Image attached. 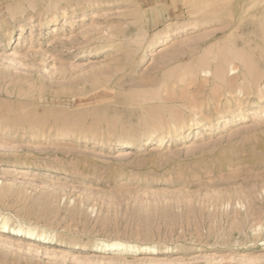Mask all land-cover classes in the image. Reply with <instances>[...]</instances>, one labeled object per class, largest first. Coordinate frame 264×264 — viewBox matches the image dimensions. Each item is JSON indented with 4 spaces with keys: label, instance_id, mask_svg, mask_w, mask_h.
I'll list each match as a JSON object with an SVG mask.
<instances>
[{
    "label": "rangeland",
    "instance_id": "374dc122",
    "mask_svg": "<svg viewBox=\"0 0 264 264\" xmlns=\"http://www.w3.org/2000/svg\"><path fill=\"white\" fill-rule=\"evenodd\" d=\"M249 4L203 19L184 0H0V264H264Z\"/></svg>",
    "mask_w": 264,
    "mask_h": 264
},
{
    "label": "bare ground",
    "instance_id": "6f19581e",
    "mask_svg": "<svg viewBox=\"0 0 264 264\" xmlns=\"http://www.w3.org/2000/svg\"><path fill=\"white\" fill-rule=\"evenodd\" d=\"M184 1H185V5H194V8H190L189 7L190 8L189 9V14L196 16V18H203V19L204 18H213V17H217V16H220V15L226 14L227 12L232 11V8L245 10V9L251 7L249 2H251V3L256 2V3H259V4H264V0H184ZM189 20H191V19H189ZM210 21H212V20H210ZM261 24H262V21H261ZM189 25H188L189 28L196 27L198 25V20H193ZM25 28H26V25L24 23L21 24V30L24 31ZM12 37H13L12 32H10L8 38L6 39L7 40L6 44L11 41ZM226 44H225V46H226ZM231 44H233V42ZM228 45H230V44H228ZM228 45H227V47H229ZM227 49L231 50V47L227 48ZM229 50H227V51H229ZM214 53H215V51H214ZM216 54H217V52H216ZM216 54H214L213 57H212L213 54L211 55V57H210L211 61L214 60V59L216 60V58H217V57H215V56H217ZM218 56H219V53H218ZM240 56H239V58H240ZM237 57H235V56L233 57L232 56L231 59H229V60L226 59V61L223 60V63H219L220 64V67H219L220 68L219 69V73L220 74L219 75H220L221 79L226 78V75L229 72H233V74L236 73V69L237 68L235 66L233 67L232 64H233L234 60L237 59ZM218 58H220V57H218ZM242 59H243V57H242ZM220 62H222V61H220ZM210 65H211V63H210ZM209 68L208 69L205 68L204 71L205 72H210L211 69H209ZM257 72H259V71L257 70ZM260 72H261L260 76H258V77H253L252 76V79L249 78V77H244L245 78L244 80L246 82H248V85L253 88V86L259 84L261 78L264 77V70L261 69ZM250 73H251V71H250ZM253 78H255V80H253ZM37 100H38V98H37ZM50 114H52V113H50ZM30 125L32 126L33 124H30ZM34 125H35V123H34ZM35 126H37V125H35ZM0 223H1V216H0ZM1 227L4 228L3 229L4 231L11 230L13 232L16 231L19 234L20 233H24L27 230H28L27 232L35 230V227H33V226L21 225L18 228L12 227V225L9 223L8 220H5L3 222V225H1ZM35 236H36V238H39V239H45L46 238V234L45 233L37 234ZM101 245L102 246H107L108 248H111V249H119V248L123 249V248H129V247L131 248L133 246V242L130 241V240H124V239H118V240H113V241L112 240H104V239L101 240L100 239V241L96 242V246H97L96 248H99ZM144 250L151 251L152 248L150 246H146V247H144Z\"/></svg>",
    "mask_w": 264,
    "mask_h": 264
}]
</instances>
